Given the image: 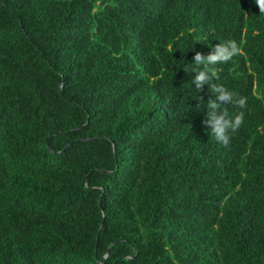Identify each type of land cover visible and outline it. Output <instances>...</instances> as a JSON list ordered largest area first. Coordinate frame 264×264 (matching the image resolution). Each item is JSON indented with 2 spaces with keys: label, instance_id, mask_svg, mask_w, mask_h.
<instances>
[{
  "label": "trees",
  "instance_id": "16d2710c",
  "mask_svg": "<svg viewBox=\"0 0 264 264\" xmlns=\"http://www.w3.org/2000/svg\"><path fill=\"white\" fill-rule=\"evenodd\" d=\"M234 41L200 90L185 72ZM246 99L227 146L210 85ZM0 264H264L254 0H0Z\"/></svg>",
  "mask_w": 264,
  "mask_h": 264
},
{
  "label": "clouds",
  "instance_id": "9594fccd",
  "mask_svg": "<svg viewBox=\"0 0 264 264\" xmlns=\"http://www.w3.org/2000/svg\"><path fill=\"white\" fill-rule=\"evenodd\" d=\"M254 3L258 6L260 14H264V0H254ZM240 52L237 44L234 41L219 42L214 47L209 55L203 56L197 52L193 60L189 63H185L183 69L185 72H196V75L192 79V83L196 85V90H200L204 83H208L211 79L210 73H215L211 69L218 65L230 61L235 55ZM215 95L213 99L209 100L204 108L207 109V118L203 121L206 125H211V135L215 140L227 146L230 142V133H235L239 130L244 122V112L230 114L226 107H223L222 112H218L222 108V105L218 101H225L227 105L238 106L244 108L246 105V99L243 97L237 98L236 94L223 85H210Z\"/></svg>",
  "mask_w": 264,
  "mask_h": 264
}]
</instances>
